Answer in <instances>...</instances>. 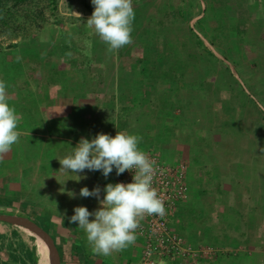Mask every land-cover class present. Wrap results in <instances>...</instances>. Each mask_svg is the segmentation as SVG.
Listing matches in <instances>:
<instances>
[{
  "label": "crops",
  "instance_id": "0c3cea01",
  "mask_svg": "<svg viewBox=\"0 0 264 264\" xmlns=\"http://www.w3.org/2000/svg\"><path fill=\"white\" fill-rule=\"evenodd\" d=\"M154 2L146 5L145 15L156 19L155 26L136 15L133 41L118 51L109 52L94 30L78 21L48 25L0 46V79L7 82L9 103L20 116L19 142L0 158V212L24 208L43 226L47 223L49 229L41 226L53 238L61 264H142L144 239L138 233L128 248L96 255L83 229L63 216L70 217L76 206L95 211L97 198L80 196V189L100 187L102 199L104 186L117 183L119 176L115 170L110 179L102 171L85 170L79 177L60 170L59 159L82 137L126 131L143 138L144 151H156L161 158L163 151L176 152L179 160L173 164L185 165L187 198L173 209L170 224L187 246H207L218 254L228 249L219 264H260L263 256L255 248L264 245V110L255 116L243 110L229 118L225 108L217 109V100L221 82L227 101L240 90L231 84L233 76L223 81L221 73L228 70L229 59H240L242 43L252 36L256 45L264 44V0H238L240 8L245 4L243 14L227 0L228 9L224 5L219 14L212 8L210 15L192 0ZM195 26L199 29L193 32ZM245 67V75L255 81L245 92L256 97L253 90L264 92V57L254 65L242 62ZM198 86L203 94L193 92ZM231 106L239 109L229 102V112ZM212 122L226 128L223 137H215L211 128V138H199ZM219 150L232 154L210 153ZM210 167L217 175H210L209 191L202 180L213 173ZM190 170L198 183L193 198ZM207 194L220 202H210ZM194 198L207 202L192 205ZM33 248L20 227L0 221V264H33L28 254ZM48 250L47 244L51 262ZM200 257L186 264H203ZM158 264L179 261L172 257Z\"/></svg>",
  "mask_w": 264,
  "mask_h": 264
},
{
  "label": "clouds",
  "instance_id": "9594fccd",
  "mask_svg": "<svg viewBox=\"0 0 264 264\" xmlns=\"http://www.w3.org/2000/svg\"><path fill=\"white\" fill-rule=\"evenodd\" d=\"M91 3L94 11L86 25L107 45L108 51L131 44L136 18L133 0H91ZM7 89V82L0 79V158L20 138V116L9 103ZM142 139L126 131H118L115 136L101 132L91 139L82 137L69 155L58 158L60 170L77 176L86 175L85 170L102 171L105 178L114 170L117 176L126 170L134 172L132 182L107 183L102 199L100 187H82L79 195L95 196L100 207L90 211L87 206H76L70 217L63 215L70 224L83 229L93 254L110 256L128 248L135 243L136 230L145 215H165V203L153 186L155 161L140 147ZM68 194L76 197L75 192Z\"/></svg>",
  "mask_w": 264,
  "mask_h": 264
},
{
  "label": "rangeland",
  "instance_id": "374dc122",
  "mask_svg": "<svg viewBox=\"0 0 264 264\" xmlns=\"http://www.w3.org/2000/svg\"><path fill=\"white\" fill-rule=\"evenodd\" d=\"M155 0H133V6L134 9L136 11V15H141L144 17V21L147 19H150V23L152 24L151 27L153 28L156 24V19H151L147 18V15H145V9L147 8L146 5L151 4V2H154ZM191 2V0H184V3L187 2ZM194 3H198V5L200 7L206 6V10H207V14L210 15L211 10L213 8L214 13H222V7L225 5L226 8L229 7L228 6V2L227 0H192ZM229 2H232V4L234 5V10L237 12V14H240L245 6V4L243 3V6L240 8L239 7V3L238 0H229ZM181 3V2H180ZM155 4V2L153 3ZM188 4V3H187ZM193 6V4H191V7ZM196 7V8H197ZM151 8H155V7H151ZM158 7H156L157 9ZM228 9V8H227ZM198 10V9H197ZM94 11V6L91 3V0H86V4L84 2V0H59V8H58V12H56L57 16H55L54 14H52L51 12H49V10H47V18L49 19V22L41 25V28L43 29L44 27L48 26V25H55V24H59V22H73V20H70L71 18H77L74 21H78L80 23V26L82 27V25L84 24V29L85 27H87L86 22L87 19L92 15ZM79 13L80 16H78L76 13ZM199 12V11H196ZM243 14V12H242ZM153 16V15H152ZM155 16V15H154ZM57 20H60L57 22ZM84 20V21H81ZM142 23V24H143ZM141 24V25H142ZM139 25L138 22L134 21L133 24V28L136 29L135 27ZM66 27V26H63ZM249 29V26L247 27ZM35 32V31H34ZM244 37H246L245 35H243ZM249 35L246 37L248 38ZM254 38L251 36L249 37V42L244 41L242 43V49L241 52L239 54L240 59L237 58H233V59H229L228 63L231 66H234L233 68L229 65H227L226 67L228 68V70H226V68L222 69V80L226 81L230 76H233L234 78H232L231 80V84L236 87L239 86L240 90L234 91L232 93V95L230 96V98L227 101V96L224 94L223 90V84L221 82V87L222 89L219 90V94L221 95V97H218L217 100V109L220 108H225V114L229 115V118H233V117H238L236 116V112L240 113L239 116H241L242 111L244 110L246 114L248 115H259L260 114V110L263 109L264 110V92H262V90L259 91H255L253 90L252 93L256 94V97H251L250 95H248L247 92H245L247 90V88H251L252 89V82L254 81L252 78H248L245 74L246 72L249 73V71H247L246 67L242 69V62H247L250 65H254L255 62L258 60V58L260 57H264V53H263V49H261L262 47L264 48V44L262 45H256L255 40H253ZM16 40H12V39H8L7 37H0V46H8L9 43H12L13 41H17ZM264 43V42H263ZM262 51V52H261ZM0 57H3V55H0ZM232 62L235 63V65L232 64ZM228 74H231L228 76ZM239 74V75H238ZM241 76V77H239ZM255 82V81H254ZM202 87L198 86L194 89L193 92H198V93H202L201 90ZM231 94V92H226ZM203 94V93H202ZM222 94H224L225 97H222ZM229 102H232L234 106H236V108L239 109H234L233 106H231V111L229 112V110L227 109V107L229 106ZM228 103V104H227ZM202 110L205 108L203 106H201ZM205 111V110H204ZM197 113H199L198 111H196ZM262 113V111H261ZM233 114V115H232ZM210 120V119H209ZM206 122V121H205ZM213 127H208L207 130L205 128H203L202 130H204V132L202 134L199 135V138L201 139H209L213 136V132L210 131L211 128H214L216 131V135H220L221 138L224 135V132L226 130V128L224 127V129L222 128L221 124L220 125H214V122H212L211 124ZM203 142L202 140L199 142L201 143ZM246 144V143H244ZM243 143L240 144L241 146L244 145ZM239 152H242V149H240ZM163 160L165 163H174V160H177L178 154L176 152L173 151H163ZM210 153L215 156L216 154H219L220 157H224L227 156L228 154H232V151H229V153L225 154L224 151H210ZM232 158H234V156H232ZM179 160V159H178ZM193 159H192V166L194 167L193 164ZM196 162V160H195ZM210 169L213 171V173H209L203 176V180L205 179V185L207 187V189L210 191V185H209V181L212 175V177H214L215 175H217V173H215V168L214 167H210ZM103 175V174H102ZM114 173L112 172L109 175V179L113 178ZM212 179V178H211ZM109 181V180H108ZM189 184H190V194L191 197L193 198V191L196 188V184L197 181L193 180V170H190V180H189ZM110 183V182H108ZM209 187V188H208ZM208 195V194H207ZM212 195L214 194H209L207 196V200H209L210 202H214V203H219L220 201L215 200V196L212 197ZM195 200L191 199L192 201V205L193 202L195 204H203L204 202H207L206 199H202L203 201H199V199L194 198ZM226 204L229 202L228 199H225L224 201ZM193 207V206H192ZM221 208V206H218ZM223 208V207H222ZM16 208H14V210H11V213L9 214H16V215H21V216H27L29 217V214L25 213V209L24 208H17L18 210H15ZM193 209V208H192ZM33 217H35V215H33ZM32 218V217H30ZM38 219V218H37ZM40 220V219H39ZM237 221H232V223H236ZM238 224V223H237ZM46 225V226H45ZM47 223H44V226L48 228ZM49 229V228H48ZM21 230L24 233V236L27 238L29 245L32 247H35L37 249L36 246V237L28 232H26L24 229L21 228ZM50 231V230H49ZM51 232V231H50ZM231 234H233V232L230 231ZM187 234V233H186ZM189 235V234H188ZM235 235V234H233ZM261 236V233H260ZM55 237V236H54ZM193 238V237H192ZM262 240L264 241V234L262 235ZM193 247V244H190ZM200 248H205L207 250V252H202L204 249H200ZM198 250H200V254H205V256H207V258H203L200 257V260L198 262L203 263V264H212V260H216L215 262H217V264H219V256L220 255H224L226 252H222L219 251V254L216 253L217 251H211L209 249H207L208 247H200ZM232 249V248H231ZM240 249H243L242 247H240ZM253 249V248H251ZM257 251H259V256H263L262 261L260 264H264V245L259 246L258 248H255ZM262 250V251H261ZM262 252V253H261ZM207 253V255H206ZM48 255H49V250H48ZM203 256V255H202ZM46 259L47 261L51 264L50 259L48 258V256L46 255ZM227 261V260H226ZM221 264H225V262L220 261Z\"/></svg>",
  "mask_w": 264,
  "mask_h": 264
},
{
  "label": "built area",
  "instance_id": "2783aa9c",
  "mask_svg": "<svg viewBox=\"0 0 264 264\" xmlns=\"http://www.w3.org/2000/svg\"><path fill=\"white\" fill-rule=\"evenodd\" d=\"M150 159L155 161L154 187L162 197L166 212L164 216L145 215L136 232L144 239L142 264H158L167 258H176L179 264L200 257L199 250L185 244L184 239L173 231L170 216L179 202L187 198L188 186L186 167L183 163H165L159 153L145 151ZM134 172L126 170L119 175L117 182L129 183L133 180ZM202 255V254H201Z\"/></svg>",
  "mask_w": 264,
  "mask_h": 264
},
{
  "label": "trees",
  "instance_id": "16d2710c",
  "mask_svg": "<svg viewBox=\"0 0 264 264\" xmlns=\"http://www.w3.org/2000/svg\"><path fill=\"white\" fill-rule=\"evenodd\" d=\"M84 2L86 4V0ZM58 8L59 0H0V37H7L12 40L25 38L34 31L41 29V25L49 22L47 10L57 16ZM75 19L77 18L70 20L74 22ZM197 29L199 28L195 26L193 32ZM199 42L200 45H203L200 36ZM35 221L43 226L38 220L35 219ZM28 254L32 263L38 264L36 249L29 250Z\"/></svg>",
  "mask_w": 264,
  "mask_h": 264
},
{
  "label": "water",
  "instance_id": "95a60500",
  "mask_svg": "<svg viewBox=\"0 0 264 264\" xmlns=\"http://www.w3.org/2000/svg\"><path fill=\"white\" fill-rule=\"evenodd\" d=\"M0 221L7 222L13 225H16L20 228H27L32 230L35 234L41 236L48 244L50 251V258L52 264H61L60 253L55 245V242L51 235L34 219L21 216L16 214L1 213L0 212ZM39 264V258H38Z\"/></svg>",
  "mask_w": 264,
  "mask_h": 264
},
{
  "label": "bare ground",
  "instance_id": "6f19581e",
  "mask_svg": "<svg viewBox=\"0 0 264 264\" xmlns=\"http://www.w3.org/2000/svg\"><path fill=\"white\" fill-rule=\"evenodd\" d=\"M26 232L36 237L37 255L39 257V264H50L46 259L47 242L38 234H35L32 230L23 228Z\"/></svg>",
  "mask_w": 264,
  "mask_h": 264
}]
</instances>
